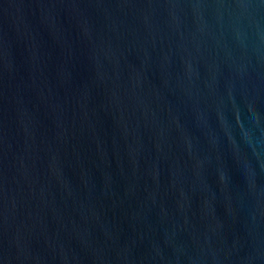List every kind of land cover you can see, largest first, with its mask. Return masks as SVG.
Returning a JSON list of instances; mask_svg holds the SVG:
<instances>
[{
	"label": "water",
	"instance_id": "95a60500",
	"mask_svg": "<svg viewBox=\"0 0 264 264\" xmlns=\"http://www.w3.org/2000/svg\"><path fill=\"white\" fill-rule=\"evenodd\" d=\"M0 264H264V0H0Z\"/></svg>",
	"mask_w": 264,
	"mask_h": 264
}]
</instances>
